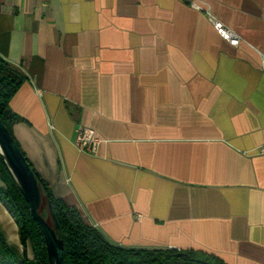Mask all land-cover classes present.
<instances>
[{"label":"crops","instance_id":"1","mask_svg":"<svg viewBox=\"0 0 264 264\" xmlns=\"http://www.w3.org/2000/svg\"><path fill=\"white\" fill-rule=\"evenodd\" d=\"M0 59L19 148L107 241L264 264V0H0Z\"/></svg>","mask_w":264,"mask_h":264},{"label":"trees","instance_id":"2","mask_svg":"<svg viewBox=\"0 0 264 264\" xmlns=\"http://www.w3.org/2000/svg\"><path fill=\"white\" fill-rule=\"evenodd\" d=\"M22 81L23 77L0 59V119L11 135V126L20 122L21 118L9 109L8 102ZM32 170L42 192L41 210L45 209L48 213L47 203L51 205L54 214L51 224L63 241L64 264H224L212 254L194 250L140 249L114 245L84 221L76 207L67 205L55 196L33 168ZM0 177L2 182L7 183L6 186L0 185V201L18 226L22 246V251H19L10 245L0 229V264H48L41 230L31 218L28 204L1 154ZM47 220L50 221L49 214ZM197 253L204 254L208 260L196 257Z\"/></svg>","mask_w":264,"mask_h":264},{"label":"water","instance_id":"3","mask_svg":"<svg viewBox=\"0 0 264 264\" xmlns=\"http://www.w3.org/2000/svg\"><path fill=\"white\" fill-rule=\"evenodd\" d=\"M0 154L3 156L9 171L28 204L31 218L41 230L47 251L48 264H64L63 241L57 236L51 224V221L54 219L51 205L47 203L50 217V221H48L41 212L43 198L38 180L26 157L1 119Z\"/></svg>","mask_w":264,"mask_h":264},{"label":"built area","instance_id":"4","mask_svg":"<svg viewBox=\"0 0 264 264\" xmlns=\"http://www.w3.org/2000/svg\"><path fill=\"white\" fill-rule=\"evenodd\" d=\"M213 28L217 34L227 41L231 46H238L239 36L229 28L225 27L219 20L213 21ZM100 142L94 128L91 126H79L75 130L74 143L77 148L83 152L94 153ZM257 153L264 154V145L257 148Z\"/></svg>","mask_w":264,"mask_h":264},{"label":"rangeland","instance_id":"5","mask_svg":"<svg viewBox=\"0 0 264 264\" xmlns=\"http://www.w3.org/2000/svg\"><path fill=\"white\" fill-rule=\"evenodd\" d=\"M3 185H7V183L6 182H3ZM42 215L47 219L48 218V213H47V211L45 210V209H42ZM28 248H31V247H28ZM31 250L29 249L28 250V252H29V255H31V252H30ZM196 257H199V258H201V259H206V260H208V257L207 256H205L204 254H199V253H197L196 254ZM210 260V259H209Z\"/></svg>","mask_w":264,"mask_h":264}]
</instances>
